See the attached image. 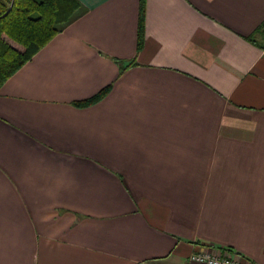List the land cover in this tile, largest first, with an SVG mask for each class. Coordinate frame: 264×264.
I'll return each mask as SVG.
<instances>
[{
    "label": "crops",
    "instance_id": "crops-1",
    "mask_svg": "<svg viewBox=\"0 0 264 264\" xmlns=\"http://www.w3.org/2000/svg\"><path fill=\"white\" fill-rule=\"evenodd\" d=\"M77 1L0 85V264H264V0Z\"/></svg>",
    "mask_w": 264,
    "mask_h": 264
},
{
    "label": "trees",
    "instance_id": "trees-1",
    "mask_svg": "<svg viewBox=\"0 0 264 264\" xmlns=\"http://www.w3.org/2000/svg\"><path fill=\"white\" fill-rule=\"evenodd\" d=\"M143 9L144 0H139L138 49L142 45ZM82 13L77 0H0V85ZM123 69L120 66V71ZM110 88L74 104H94Z\"/></svg>",
    "mask_w": 264,
    "mask_h": 264
},
{
    "label": "built area",
    "instance_id": "built-area-1",
    "mask_svg": "<svg viewBox=\"0 0 264 264\" xmlns=\"http://www.w3.org/2000/svg\"><path fill=\"white\" fill-rule=\"evenodd\" d=\"M187 264H250L247 261L241 260L232 256L229 253L211 254V253H194L188 258Z\"/></svg>",
    "mask_w": 264,
    "mask_h": 264
}]
</instances>
